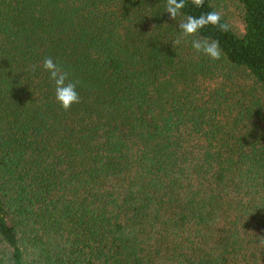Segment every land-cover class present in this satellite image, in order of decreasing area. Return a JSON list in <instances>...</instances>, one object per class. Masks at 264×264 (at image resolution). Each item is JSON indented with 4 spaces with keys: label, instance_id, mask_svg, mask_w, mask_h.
I'll use <instances>...</instances> for the list:
<instances>
[{
    "label": "trees",
    "instance_id": "16d2710c",
    "mask_svg": "<svg viewBox=\"0 0 264 264\" xmlns=\"http://www.w3.org/2000/svg\"><path fill=\"white\" fill-rule=\"evenodd\" d=\"M219 2L0 0V264H264V0Z\"/></svg>",
    "mask_w": 264,
    "mask_h": 264
},
{
    "label": "clouds",
    "instance_id": "9594fccd",
    "mask_svg": "<svg viewBox=\"0 0 264 264\" xmlns=\"http://www.w3.org/2000/svg\"><path fill=\"white\" fill-rule=\"evenodd\" d=\"M189 3L196 9L204 6V0H189ZM186 7V0H166L165 12L169 14V19L175 20L181 14V10ZM213 26L219 31L227 32L228 23H221V14L218 11L202 13L199 17L187 15L183 22L178 24L181 37L188 38L196 36L200 29L206 26ZM173 41V45L179 43ZM191 47L211 60H219L222 52L218 40L199 38L191 40ZM42 69L49 73V79L54 83L55 101L62 111H68L73 104L80 102L76 84L69 81V74L65 72L51 57H46L43 61ZM264 243V237H260Z\"/></svg>",
    "mask_w": 264,
    "mask_h": 264
},
{
    "label": "rangeland",
    "instance_id": "374dc122",
    "mask_svg": "<svg viewBox=\"0 0 264 264\" xmlns=\"http://www.w3.org/2000/svg\"><path fill=\"white\" fill-rule=\"evenodd\" d=\"M219 8L223 13L227 14L231 22L238 26L241 25L239 13L235 8L233 0H220Z\"/></svg>",
    "mask_w": 264,
    "mask_h": 264
}]
</instances>
